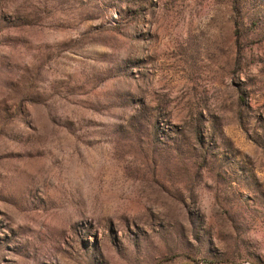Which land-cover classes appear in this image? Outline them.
<instances>
[{
    "label": "rangeland",
    "instance_id": "374dc122",
    "mask_svg": "<svg viewBox=\"0 0 264 264\" xmlns=\"http://www.w3.org/2000/svg\"><path fill=\"white\" fill-rule=\"evenodd\" d=\"M264 264V0H0V264Z\"/></svg>",
    "mask_w": 264,
    "mask_h": 264
},
{
    "label": "crops",
    "instance_id": "0c3cea01",
    "mask_svg": "<svg viewBox=\"0 0 264 264\" xmlns=\"http://www.w3.org/2000/svg\"><path fill=\"white\" fill-rule=\"evenodd\" d=\"M164 264H224L221 262H203V261H196L191 258H179L177 260H173L170 262H166Z\"/></svg>",
    "mask_w": 264,
    "mask_h": 264
}]
</instances>
